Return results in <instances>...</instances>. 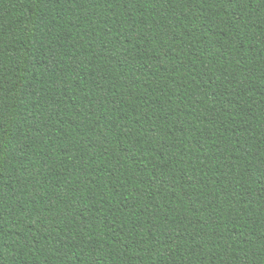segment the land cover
<instances>
[{"label":"trees","instance_id":"obj_1","mask_svg":"<svg viewBox=\"0 0 264 264\" xmlns=\"http://www.w3.org/2000/svg\"><path fill=\"white\" fill-rule=\"evenodd\" d=\"M0 264H264V0H0Z\"/></svg>","mask_w":264,"mask_h":264}]
</instances>
